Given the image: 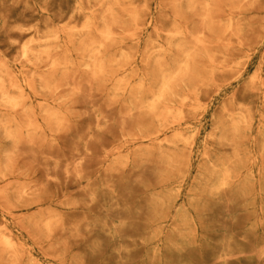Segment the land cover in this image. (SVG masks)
<instances>
[{
    "label": "rangeland",
    "instance_id": "rangeland-1",
    "mask_svg": "<svg viewBox=\"0 0 264 264\" xmlns=\"http://www.w3.org/2000/svg\"><path fill=\"white\" fill-rule=\"evenodd\" d=\"M263 92L264 0H0V264H264Z\"/></svg>",
    "mask_w": 264,
    "mask_h": 264
},
{
    "label": "bare ground",
    "instance_id": "bare-ground-1",
    "mask_svg": "<svg viewBox=\"0 0 264 264\" xmlns=\"http://www.w3.org/2000/svg\"><path fill=\"white\" fill-rule=\"evenodd\" d=\"M234 8H235V7H234ZM237 8H238V7H237ZM237 8H236V9H237ZM233 11H234V10H233ZM228 14H230V13H228ZM128 16H129V15H128ZM130 16H131V15H130ZM209 17H210V16H209ZM227 18H228V17H227ZM227 18L225 17V19H227ZM229 19H230V18H229ZM227 20H228V19H227ZM219 22H220V21H219ZM219 22H218V24H219ZM225 23H226V22H225ZM225 23H224V24H225ZM221 24H222V22H221ZM221 24H220V25H221ZM227 24H228V23H227ZM220 25H219V26H220ZM172 26H173V25H172ZM219 26H218V27H219ZM228 26H229V25H228ZM228 26H227V27H228ZM174 28H175V27H174ZM225 28H226V27H225ZM231 28H232V27H231ZM231 28H230V29H231ZM221 29H222V28H221ZM232 29H235V27L232 28ZM223 32H224V29H223ZM223 32L221 31V33H223ZM225 32H226V31H225ZM171 36H173V35H171ZM105 37H106V36H105ZM107 37H108V36H107ZM107 37H106V38H107ZM218 38H219V37H217L216 40H219ZM107 39H108V38H107ZM190 46H191V45H190ZM84 50H85V48H84ZM98 50H99V49H98ZM23 53H24V52H23ZM24 54H25V53H24ZM186 54H189V55H190V53H185V55H186ZM193 54H194V53H193ZM25 55H26V54H25ZM25 55H24V56H25ZM194 55H195V54H194ZM215 55H216V54H215ZM118 57H119V56H118ZM188 57H189V56H188ZM188 57H187L186 62L183 63V65H185V64L187 63V61H189ZM190 57H192V56H190ZM160 58H161V57H160ZM185 59H186V58H184V60H185ZM211 60H212V59H211ZM243 60H244V59H243ZM91 61H92V60H91ZM178 65H181V63L178 64ZM236 65H237V64H236ZM237 66H238V65H237ZM98 67H99V65H98ZM103 68H104V67H103ZM185 68H186V67H185ZM176 70H177V69H176ZM175 74H176V73H175ZM175 74L173 73V75H175ZM149 78H150V77H149ZM251 78H252V76H251ZM253 78H255V76H254ZM168 79H170V78H168ZM170 80H171V79H170ZM252 81H253V79H252ZM252 81H251V82H252ZM176 82H177V81H176ZM251 82H249V83H251ZM164 88H165V87H164ZM160 90H161V89H160ZM166 90H168V89H166ZM158 92H160V91H158ZM164 92H165V90H164ZM161 93H163V92H161ZM161 93H160V94H161ZM263 93H264V92H263ZM160 94H159V95H160ZM165 94H166V93H165ZM162 95L164 96V94H162ZM160 96H161V95H160ZM153 98H154V97H153ZM155 98H156V97H155ZM159 98H160V97H159ZM159 98H157V99H159ZM7 99H8V98H7ZM160 99H161V98H160ZM183 99H185V98H183ZM10 100H13V99H10ZM153 100H154V99H153ZM7 101H8V100H6V102H7ZM147 101H148V100H147ZM149 102H150V101H149ZM156 102H157V101H156ZM182 102H183V101H182ZM197 102H198V101H197ZM9 103H10V102H9ZM153 103L155 104L154 101H153ZM191 103H192V102H191ZM147 104H148V103H147ZM147 104H146V105H147ZM156 104H157V103H156ZM156 104H155V105H156ZM149 106H151L150 108H152V111L155 110V108L153 109V107H154L153 105H149ZM152 106H153V107H152ZM198 107H199V106H198ZM191 108H192V107H191ZM195 109H196V108H195ZM195 109H192L193 112H194ZM148 110H149V109H148ZM167 110H168V109H167ZM167 110L165 109V112H166ZM179 110H180V109H178V111H177V108H176V111H177V112H179ZM223 110H224V108H223ZM195 111H197V110H195ZM224 111H225V110H224ZM149 112H151V111L149 110ZM168 112H169V111H168ZM170 112H172V111L170 110ZM225 112H226V111H225ZM246 112H247V111H246ZM168 114H169V113H168ZM177 114H179L178 119H179V117L182 118V116H180V115H182L181 113H177ZM227 114H228V113H227ZM175 116H176V114H175ZM240 116H241V113H240ZM229 118H230V117H229ZM231 119H232V118H231ZM243 119H244V118H243ZM231 122H232V121H231ZM234 122L237 123L236 121H234ZM238 122H239V121H238ZM162 123H163V121H162ZM239 124H240V123H239ZM236 125H237V124H236ZM244 125H245V124H244ZM248 127H249V126H248ZM233 129H236V128H233ZM246 129H247V128H246ZM230 131H231V130H230ZM230 131H229V132H230ZM235 133H236V132H235ZM235 133H233V134H235ZM193 134H195V133H193ZM193 134H192V135H193ZM180 135H181V134H180ZM192 135H191V136H192ZM174 136H175V135H174ZM174 136H173V138H174ZM193 136H194V135H193ZM173 138H172V139H173ZM175 138H176V137H175ZM178 138H180V137H178ZM220 139H221V138H220ZM231 139H232V138H231ZM182 140H185V139L182 138ZM179 141H180V140H179ZM185 142L188 143L189 141L187 142V141L185 140ZM221 142H222V140H221ZM181 143H182V142H181ZM230 143H231V142H230ZM167 144H170V143H167ZM171 145H173V144H171ZM173 147H174V145H173ZM188 147H190V146H188ZM191 147H192V145H191ZM158 148H159V147H158ZM175 148H176V146H175ZM209 165H210V164H209ZM228 175H229V173H228ZM221 184H222V181H221ZM223 187H224V186H223ZM4 240L7 241L6 238H5ZM7 243H9V242H7Z\"/></svg>",
    "mask_w": 264,
    "mask_h": 264
}]
</instances>
